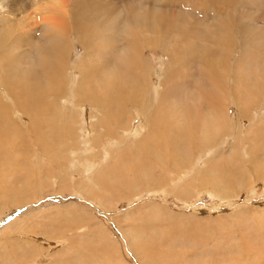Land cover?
I'll return each instance as SVG.
<instances>
[{
    "label": "bare ground",
    "instance_id": "1",
    "mask_svg": "<svg viewBox=\"0 0 264 264\" xmlns=\"http://www.w3.org/2000/svg\"><path fill=\"white\" fill-rule=\"evenodd\" d=\"M21 1L11 0L15 8L12 7V12L24 13L25 8L19 7ZM260 1L264 0H232L223 6L222 12L217 0H52V9L40 8L38 15L26 19L31 21L44 14L39 21L36 19L38 28L46 31L42 37L31 24L21 26L20 20H8L9 33L14 27L11 22H18V26L16 36L9 39L5 49L4 38H0V153L11 151L5 152L9 153L6 158L2 155L4 161L0 163L4 165L0 169L16 165V161L8 156L13 153L12 142L22 140L24 132L30 137L28 156L38 159L48 156L53 163H60L57 153L63 152L64 148L72 149L76 144L77 131L71 120L77 118L83 123L89 113L86 105L96 111L97 128L107 123L114 125L116 132L105 128V135L121 149L119 155H125L121 164L115 160L109 165L107 160L103 172H94V167L100 164L87 162L88 167L82 171L66 173L63 170L65 173H62V170L52 169L47 174L42 165L34 171L36 167L33 168L29 157L20 163V168L25 169L22 173L25 179H21L24 178L20 177L22 174L11 175L12 172L6 170L9 175L4 178L8 184L4 188L0 186V199L4 193L14 192L16 184L25 183L31 176L42 187L40 191L44 185L52 186L56 179L58 192L75 185V192L84 194L87 190L81 188H89L88 183L97 185L95 179L101 181L102 188L128 187L127 179L119 175L123 168L128 171L130 165L135 166V170L131 166L135 178L147 173L150 180L156 175V169L150 171L153 165L167 167L172 175L176 174L169 177L162 173L156 177L157 182H153L163 186L183 184V188H176L182 197H185L189 183L192 184L193 170L203 175L205 182L209 179L202 188L213 184L215 188L210 190L223 192V187L229 188L234 179H242L240 183H244L249 177L245 175V167H240L245 161L228 163L224 160L226 148L223 144L228 141V150H232L229 158L240 155L244 160L251 157L246 162L255 171H264V89L258 92L259 87L264 86V8L261 6L264 4ZM49 12L52 13L47 14ZM190 30L193 34L189 37ZM235 31L241 39H237ZM228 40L243 47L240 54H233L226 48ZM76 46L81 48L80 54ZM150 47L161 49L167 55V63L161 70L153 71V65L147 60L146 49ZM238 55L241 58L235 62ZM247 58L250 62L246 67L243 59ZM231 70L234 72L233 84L228 90L227 72ZM204 91H207L205 95ZM231 109L235 111L233 114ZM88 128L89 139H84L83 143L87 146L84 153L89 154L95 151L94 141L104 138L96 135L92 123ZM100 146L104 149L105 142ZM128 158L139 164L135 165V160L130 162ZM90 160L89 156L86 161ZM221 169L229 172L224 170V174ZM215 173L219 174L216 178ZM106 176L109 180H105ZM5 180L0 172V182ZM30 185L27 184V189L19 185L20 189L11 195V201L27 203L39 197L41 193L37 191L36 194H40L30 198L27 193ZM91 198L96 201L99 195L92 194ZM29 208L35 209L33 205ZM154 209L153 217L168 219L172 215L161 207ZM23 212L20 210V215ZM29 213L25 215V224L26 217L32 216ZM142 226L129 228L137 232L138 254L152 252L162 244V235L159 236L157 229ZM26 227L21 223L19 229L26 230ZM232 235L227 241L223 238L224 241L211 246L212 251L206 242L204 245L199 243L203 246L201 254H210L212 258L203 264H232L225 263L226 254H220V250L244 248ZM168 238L175 239L172 235ZM101 241L103 250L108 253L113 241L107 238ZM189 243L196 245L193 240ZM24 246L26 244L18 252L31 264L36 263L38 258L30 260L33 249ZM61 258L58 264H107L92 255L89 257L87 252Z\"/></svg>",
    "mask_w": 264,
    "mask_h": 264
},
{
    "label": "rangeland",
    "instance_id": "2",
    "mask_svg": "<svg viewBox=\"0 0 264 264\" xmlns=\"http://www.w3.org/2000/svg\"><path fill=\"white\" fill-rule=\"evenodd\" d=\"M35 1H37V3L30 0H22L19 7L25 8L23 13L20 10H18L20 12H12L13 6L11 5V0H0V38H4V49L8 46L9 39L16 36L18 22H11L14 27L13 31L9 33L7 27L11 25H8L7 22L10 19H13V21L20 20L21 26L29 23L33 28L37 29V33L40 37L44 36L46 31H41L38 28V21L44 14L35 17L31 21H27L26 19H31L32 16L38 15L40 13V8L46 7L52 9V0ZM231 1L217 0L219 6L218 9L224 12L223 6L228 5ZM262 2L261 3L264 4V1ZM261 6L264 8V5ZM51 13L52 12H49L47 14ZM36 19L38 20L37 22ZM133 20L137 23L139 22V20ZM235 33L238 36L237 39H241L238 32L235 31ZM187 34L190 37L193 33L190 30ZM76 48L78 54H80L81 48L79 46H76ZM226 48L229 49L231 53L237 55L240 54L243 47L240 46V44L234 45L228 40L226 42ZM146 50H148L146 52L147 60L151 66L153 65L152 70H161L162 65L167 63V55L158 48L150 47ZM240 58L241 55H238L235 62ZM28 60L31 61V59ZM249 62L250 60H248V58L245 60L243 59V63L246 67ZM76 74L79 75L77 72ZM233 74V70L227 72L226 87L228 90L231 89L233 84ZM76 78H78V76H76ZM263 89L264 86H260L258 92ZM203 93L205 95L207 91H204ZM246 94L247 92L244 93V95ZM208 103H210V98ZM85 108L89 109V113H87V117L85 116V119L82 120L83 123H80L77 118L71 120L77 131L74 140L76 144L72 149L69 148L66 150L64 148V150H62L63 152L57 153L60 163H53L48 156H44L41 159L33 157L32 155L31 157L28 156L29 151L27 147H30L28 145L30 137H26L27 135L24 132L22 140H14L12 142L14 144V148L12 149L13 153L8 156V159L16 161V165L11 164L5 170L0 169L1 177L5 180L4 176L8 174L6 170H8L9 173L12 172L11 175L14 173L17 175L22 174L25 169L22 170V166V169L20 168V163L22 164V162L29 157V161L33 165V168L36 167L34 171L39 170L40 165H42L44 173L47 171L51 173L53 171L52 169L55 171L57 170L56 172L62 170V173H68L70 170L72 173H75L78 170L82 171L88 167L87 162H96L97 165L100 164L99 167H94V172H97V170L103 172L104 169L106 170L105 165L107 166V160L109 161V165L115 160L120 164L124 162L123 159L125 154L119 155L121 149L116 148L115 143L109 138L110 136L105 135V128H111L112 131L116 132L114 125L107 123L104 127L97 128L96 126L99 125V122L97 119L95 120L96 111H92V108L88 105H86ZM234 112V109H231V114ZM92 116H94V118H91ZM90 122L94 125L97 133L96 135H102L104 140L96 139L92 145L95 147V151L88 154L84 153L87 146L83 143V140L89 139L90 129H87V127L91 124ZM50 141L53 144L55 143L51 139ZM103 141L105 142L104 149L100 146ZM223 146L226 148L223 154L225 158L224 160L226 162L228 161V163H230V161H235V163H242V161H245L247 167L244 166V163L241 164L240 167L242 166L241 169L245 167V173H247L245 175L249 177H247L248 180L244 183H240L242 179H234L231 181L229 188L223 187V192L222 190H219L220 192L218 193L217 191H214L216 192L214 193L210 190L211 188H215L213 184H206V188H202V185L207 183L209 179L207 178L205 182L204 176L200 175V173L197 174L196 171L193 170L192 174L194 176L191 180L192 184L189 183V188H186V195L185 197H182L176 188H183V184H178L176 186L173 184H166L163 186L155 183L157 182L156 177L160 176L162 173H166L169 177L176 174L172 175L167 167L163 169L159 165H153L151 168V172L156 169L154 172L156 174L155 178L151 180L147 179L148 175L146 171V174H142L140 177L135 178V166L130 165L128 171H126V168H123L119 175L127 179L126 181L129 182L128 187L121 186L114 190L111 188H102L103 185L100 184L101 181L95 179L98 183L97 185L94 183H88L90 189L81 188L82 190H87L83 191L84 194L81 192H75V190L77 191L75 185L71 186L72 188L70 187L72 190L67 188L64 192H58L56 188L58 179H56V181L54 180V183H56H53L52 186L44 185L45 188L40 191V188L42 187L40 184H37L35 179L31 178V176V179L29 178L30 180L28 179L25 183H21L24 185H21L20 183L16 184L14 192L10 191L4 193V197L0 199V264H31L30 261H28L29 259L25 260L23 254L18 252L23 244H26V246H24L25 248H32L34 251V255L30 260L33 261L35 258H38V261L34 264H58V260L61 257H64L65 259L76 252H87L89 253V257L92 255L107 264H121V262L122 264H157L160 262L159 264H161L163 261L164 264H181L182 262L183 264H203L205 261L212 258L210 257V254H201L200 248L203 247L202 245L206 242V245L212 251L211 246L218 245L221 241H224V239L227 241L232 234V236L244 248L241 250H220L221 256L226 254L224 259L225 263L264 264V171H261L260 169L255 171L253 167L248 164V161L246 162V160H251V157L244 160L241 159L240 155H238L237 158H229L232 155V150H228L230 146L229 141L224 143ZM32 150H34L33 146ZM6 151L11 152L9 149L5 150V152ZM5 152L2 154L0 153V161H4L3 159L9 154H5ZM33 152L35 154L36 150ZM75 153L79 154L76 156ZM2 155L4 158L1 159ZM95 155L99 157H96ZM89 156L92 161H86ZM126 157H130V155H126ZM127 160L133 162L135 159L128 158ZM110 161L112 163H110ZM10 162L11 161H9L8 164ZM2 164L3 163L1 162L0 166ZM134 164L138 165L139 162L135 160ZM131 166H134V170H132L133 168H131ZM240 167L239 170H241ZM9 168H11V170H9ZM160 168L162 170H160ZM63 170H65V172ZM222 170L224 171L226 169H221V172L223 173ZM233 170L236 169H231V171ZM226 171H224V174L225 172H229L228 170ZM219 174L215 173L213 175H216V178ZM236 174L238 175V173ZM238 176L241 175L239 174ZM20 177H24V175L22 174ZM25 178L26 177L21 179ZM105 180H109V178L106 176ZM120 180L121 179H117V181ZM26 183L32 184L27 191L29 196H31L30 198L36 197L41 193L39 197L37 196V200L35 199L27 203L12 202L10 198L11 195L16 193L18 188L20 189V186L25 189L27 186ZM7 184L8 182L6 180L0 182L1 188L6 187ZM37 186L39 188H37ZM37 191H40V193L36 194ZM92 194L99 195V199L102 203L99 204L101 202L99 199L93 201L91 198ZM31 205H33V208L35 209L30 210L29 207ZM155 207H161L162 210L170 211L173 216L170 215V218L168 219L165 216L164 219L163 216L153 217ZM20 210L24 211L21 215L19 213ZM28 211L32 216L26 217L28 220L25 224L24 219ZM74 211H76V213L73 214ZM17 212L18 214L13 216V214ZM21 223H24V226H27L26 230L19 229ZM142 225L154 227L159 231V236L162 235V238L160 237V242H162V244L153 249L154 252H142L141 254L136 252L139 244L136 239L137 232L135 230L132 231L129 228L133 229V227H135L139 229L143 227ZM7 230H9V233L2 232ZM171 231L172 233L170 234ZM223 232H226V234ZM171 235L174 236L175 239H171L172 237L168 238ZM102 238H107L109 241H113V244L111 245L112 249H109L108 253L103 250L104 245L101 241ZM166 238L171 240L167 241ZM189 240L196 242V245L189 243ZM199 243H202V245ZM65 250H67V252ZM217 250L218 249L214 252H217ZM63 251H65V253ZM62 252L65 255L62 254ZM11 253L12 255L15 254L13 255L14 259L12 255H9ZM17 255L18 257H16ZM150 255L153 260L149 258ZM154 255L156 257H154ZM202 257H204V259ZM166 258H168V260L172 259L171 263L168 262ZM175 258H177V260ZM196 258H200L201 260ZM165 261H167V263Z\"/></svg>",
    "mask_w": 264,
    "mask_h": 264
},
{
    "label": "water",
    "instance_id": "3",
    "mask_svg": "<svg viewBox=\"0 0 264 264\" xmlns=\"http://www.w3.org/2000/svg\"><path fill=\"white\" fill-rule=\"evenodd\" d=\"M13 215H17V214L15 213V214H13Z\"/></svg>",
    "mask_w": 264,
    "mask_h": 264
}]
</instances>
